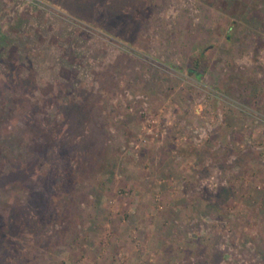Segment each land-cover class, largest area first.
Wrapping results in <instances>:
<instances>
[{
	"label": "rangeland",
	"instance_id": "obj_1",
	"mask_svg": "<svg viewBox=\"0 0 264 264\" xmlns=\"http://www.w3.org/2000/svg\"><path fill=\"white\" fill-rule=\"evenodd\" d=\"M0 264H264V0H0Z\"/></svg>",
	"mask_w": 264,
	"mask_h": 264
},
{
	"label": "trees",
	"instance_id": "obj_2",
	"mask_svg": "<svg viewBox=\"0 0 264 264\" xmlns=\"http://www.w3.org/2000/svg\"><path fill=\"white\" fill-rule=\"evenodd\" d=\"M194 62H196L197 63V59L195 58V61Z\"/></svg>",
	"mask_w": 264,
	"mask_h": 264
}]
</instances>
